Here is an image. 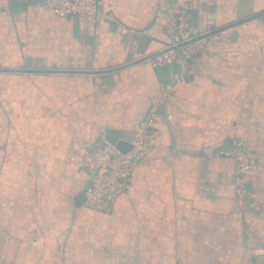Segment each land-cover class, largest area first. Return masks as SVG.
<instances>
[{"label":"crops","instance_id":"crops-1","mask_svg":"<svg viewBox=\"0 0 264 264\" xmlns=\"http://www.w3.org/2000/svg\"><path fill=\"white\" fill-rule=\"evenodd\" d=\"M98 1L89 35L81 16L0 0V264H264V0L190 12L200 35L209 20L224 35L158 105L156 145L107 214L77 201L89 177L66 150L100 130L130 143L182 69L151 64L167 42L157 0ZM233 139L252 152L241 200L218 151Z\"/></svg>","mask_w":264,"mask_h":264},{"label":"built area","instance_id":"built-area-1","mask_svg":"<svg viewBox=\"0 0 264 264\" xmlns=\"http://www.w3.org/2000/svg\"><path fill=\"white\" fill-rule=\"evenodd\" d=\"M154 25L161 26L167 38L165 47L152 59L153 67L175 65L182 69L169 82L160 84L157 98L152 100L146 117L135 127L130 149L123 152L110 144L105 131L98 132V143L91 148H68L65 160L82 170L89 177L85 190V207L100 212L110 213L118 197L124 192L128 180L133 175L137 163L146 157L156 145V137L149 132L156 122L158 105L164 106L173 92L175 83L183 79L194 58L206 43L215 41L224 31L213 28V22H207L205 34L200 35L190 12L201 14L206 0H157ZM44 6L58 17L81 16L85 30L94 35L97 28L98 0H45ZM206 156H213L211 147L203 149ZM234 162V195L244 199L248 193V175L252 169V152L241 139H233L224 153Z\"/></svg>","mask_w":264,"mask_h":264},{"label":"water","instance_id":"water-1","mask_svg":"<svg viewBox=\"0 0 264 264\" xmlns=\"http://www.w3.org/2000/svg\"><path fill=\"white\" fill-rule=\"evenodd\" d=\"M32 2H38V3H42L43 1L45 0H31ZM105 137H106V140L112 144V145H115L118 149H120L121 151L125 152L127 151L128 149H130V143L122 140L119 138V134L118 132H115L113 130H107L105 132ZM231 141L230 140L226 145H224L223 147H221L218 151H221V152H226L229 148V145L231 144ZM85 198V192H82L80 195H79V198H77L78 202H81L83 201Z\"/></svg>","mask_w":264,"mask_h":264},{"label":"rangeland","instance_id":"rangeland-1","mask_svg":"<svg viewBox=\"0 0 264 264\" xmlns=\"http://www.w3.org/2000/svg\"><path fill=\"white\" fill-rule=\"evenodd\" d=\"M3 107H4V104H3V102H1V103H0V115H1V111L4 110Z\"/></svg>","mask_w":264,"mask_h":264},{"label":"trees","instance_id":"trees-1","mask_svg":"<svg viewBox=\"0 0 264 264\" xmlns=\"http://www.w3.org/2000/svg\"><path fill=\"white\" fill-rule=\"evenodd\" d=\"M263 13H264V10H263Z\"/></svg>","mask_w":264,"mask_h":264}]
</instances>
